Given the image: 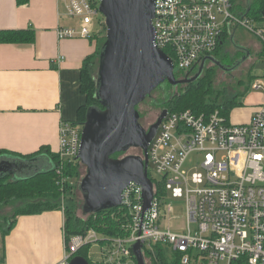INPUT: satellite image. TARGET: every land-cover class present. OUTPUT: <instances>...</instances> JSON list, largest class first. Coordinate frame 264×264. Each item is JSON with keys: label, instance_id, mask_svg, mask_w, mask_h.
I'll return each mask as SVG.
<instances>
[{"label": "built area", "instance_id": "1", "mask_svg": "<svg viewBox=\"0 0 264 264\" xmlns=\"http://www.w3.org/2000/svg\"><path fill=\"white\" fill-rule=\"evenodd\" d=\"M153 1L155 43L170 52L175 73H195L237 25L264 45V26L235 14L233 0ZM59 3L62 14L76 20L58 28L59 39L89 38L96 22L104 21L99 0ZM252 90L264 92V69L252 81ZM82 129L74 121L61 123L58 174L65 164L80 160ZM148 175L153 199L146 210L142 185L132 182L123 190L118 207L123 211V235L107 236L91 228L65 241V255L56 264H68L85 245H90L93 264H135L137 242L150 258L157 256V245L170 246L183 264H264V102L242 124L219 110L168 111L149 145ZM67 179L61 177V187ZM169 195L185 198L180 227L171 225L174 207L167 202ZM93 245L100 247L96 261ZM0 264H5L1 258Z\"/></svg>", "mask_w": 264, "mask_h": 264}, {"label": "crops", "instance_id": "2", "mask_svg": "<svg viewBox=\"0 0 264 264\" xmlns=\"http://www.w3.org/2000/svg\"><path fill=\"white\" fill-rule=\"evenodd\" d=\"M62 11L59 0H0V30L32 29L36 36L32 43L0 42V150L38 156L40 171L55 166L47 150L58 154L61 123L75 121L86 102L81 68L96 47L90 37L58 38L60 26L76 24ZM262 102L233 123H248ZM64 221L62 210L18 215L0 257L5 264H56L65 255Z\"/></svg>", "mask_w": 264, "mask_h": 264}, {"label": "water", "instance_id": "3", "mask_svg": "<svg viewBox=\"0 0 264 264\" xmlns=\"http://www.w3.org/2000/svg\"><path fill=\"white\" fill-rule=\"evenodd\" d=\"M106 25V40L99 56L97 96L102 106L89 108L83 123L79 159L86 167L79 189L84 214L117 208L123 190L132 182L142 185L144 209L153 199V182L148 175L149 145L168 113L163 109L158 120L146 129L140 122L138 105L152 96L165 81L173 85L196 80L208 60L226 71L234 70L250 55L227 67L214 56L203 58L192 76L177 79L168 54L155 43L153 0H99ZM141 148L142 154L126 153ZM0 154V179L20 180L48 170H37V158ZM56 168V163L53 168ZM137 264H146L142 245H134ZM68 264H90L75 255Z\"/></svg>", "mask_w": 264, "mask_h": 264}, {"label": "trees", "instance_id": "4", "mask_svg": "<svg viewBox=\"0 0 264 264\" xmlns=\"http://www.w3.org/2000/svg\"><path fill=\"white\" fill-rule=\"evenodd\" d=\"M19 1L25 2L26 0ZM237 14L240 17L249 18L255 23L264 26V0H249L244 9H241ZM105 30V21H101L98 31H95L90 37L93 41H95L96 47L94 52L84 59L81 68L80 88L82 93H84L86 96V102L78 109L77 119L74 121L77 124L83 125L90 107L102 106L97 96V77H94V72L97 68L96 64H98L99 67L98 60L100 52L106 40L105 34H103ZM35 37V32L32 29L0 30V42L32 43L35 41ZM226 41L227 36L224 35L222 44L216 48L213 54L218 53L220 55V50L226 44ZM239 50L245 52L243 49ZM164 51L170 55L168 50ZM260 55L264 56V48ZM223 56L224 58H228L231 62H233L235 59L234 56L229 57L231 55L228 54L227 49L220 57ZM215 57L217 58L218 56ZM235 64L236 63H232L230 66H234ZM91 70L94 71L93 74ZM212 71V68L205 67L201 75L194 81H189L178 85H173L169 81H165L160 84L157 88L161 87L162 85H166L167 88L170 89L185 88L184 90L179 91V94L175 91L168 93L167 99L163 102V108H166L170 112L190 109L196 114H209L215 110H219L222 115L226 116L227 119H230L231 110L243 104L242 98H244V96L250 91L251 83L258 74H252L248 76V81L246 82L247 84L242 91L235 95H228L225 91L223 92L220 89H215L213 86L214 74ZM195 73H192V75ZM175 75L177 79L186 77V73L182 71L176 72ZM240 83H243L242 79L240 80ZM171 103H173L172 106L170 105ZM47 152L55 160L56 166H58L60 164L58 154H51L49 150H47ZM4 153L7 152L0 150V154ZM121 154H123V152L116 153L113 156L119 157ZM30 157L32 156H29L28 158ZM81 165L83 166L81 160L73 163H67L63 167L61 175L58 174L56 172V168H54L25 179L12 180L8 177L0 179V203H4L12 199H21L23 204L16 211L15 217L20 214H36L48 210H61V199L63 196H61L62 192L60 191L61 186L59 181L62 176L68 178L63 186L66 187L67 192L70 193L76 185V183H72L70 179H78V177H81L82 174L79 173V167L81 169ZM79 186L80 183L78 188ZM66 201L69 203V201L71 202V199H66ZM75 209L76 205L74 202H71L70 206L65 207L64 237L66 242H68L70 238L75 235L85 234L91 228L107 236H120L124 234V231L120 226L123 221V211L120 210V208L117 207L101 212H90L87 214H84L82 210L84 217L75 215ZM15 223L16 218L9 227L8 231L5 233L4 237L14 227ZM89 249L90 245H85L80 248L74 254V256H83L88 259L90 264H93L88 257ZM156 249L158 260H151L148 257L147 252L143 251L146 264H183L181 262V255L179 252L173 250L171 258H167L165 251L163 250V245H157ZM135 264H137L136 258Z\"/></svg>", "mask_w": 264, "mask_h": 264}, {"label": "rangeland", "instance_id": "5", "mask_svg": "<svg viewBox=\"0 0 264 264\" xmlns=\"http://www.w3.org/2000/svg\"><path fill=\"white\" fill-rule=\"evenodd\" d=\"M248 1L249 0H235L233 6V12L235 14L239 13L241 9H244ZM102 15L103 14H100L99 17H102ZM100 22H96V27L98 29ZM103 34H105V38H106V30L105 32H103ZM263 48H264L263 43L250 30H248L247 28L241 25H237L235 28H233L228 35L226 44L220 50V55L218 53L217 54L215 53L213 55L218 56L217 58L227 67L232 65V63H237L238 61H240L243 58V56L247 54V52H249L250 55L237 68L231 71H226L225 69L221 68L219 65L214 64L213 62L208 60L206 64V68L210 67L213 69L212 71L214 74L213 86L215 87V89H220L223 92L225 91L228 95H233V94L235 95L240 91H242L245 85L247 84L246 82L248 81V76L252 74H256L257 72H262L264 69V56L260 55V53L263 51ZM226 49L228 50V54L231 55L229 57L232 56L235 57L233 62L229 61L228 58H224V56L220 57L224 54ZM239 49H243L245 50V52ZM96 66L98 68V64H96ZM97 68L95 69V72L92 71L93 69L91 70L92 74L94 72V77H97L98 74ZM241 79L243 83H240ZM184 89L185 88L170 89L167 88L166 85H162L161 87L153 91L151 97L149 96L145 101L139 104L138 110L141 114V123L144 125V127L148 129L150 125L157 120L158 116L164 109L163 102L167 99L168 93L175 91L179 94V91H182ZM262 100H264V92L261 90H252L249 93V96H244V98H242V102H243L242 105L235 107L231 110V114H230L231 122H234L236 114L241 113L243 115H246L248 112H250L251 108L253 107L252 105L259 103ZM160 104L162 106H160ZM172 104L173 103H171L170 105L172 106ZM142 152L143 151L141 148H132L130 151L121 154L119 157L121 158L128 154L141 155ZM149 169L151 174L153 175L154 171L152 166H150ZM85 172H86V167L83 164V166L81 165V169L79 167V173L82 174L81 177L80 178L78 177V179L77 178L70 179L72 183L73 182L74 184L76 183L75 187L72 189L70 193L67 192L66 187H60V191L62 192L61 196H63L61 199V203H62L61 210L63 212L65 211L66 206H70L71 202H74V204L76 205L74 214L80 217H84L82 214V205L84 199L80 189L78 188V185L81 182V179L84 176ZM66 199H71V202L69 201L68 203ZM22 202L23 201H21V199H12L10 201L0 203V249L2 248L4 235L8 231L12 223L14 222V219L16 218L15 217L16 211L21 207V205L23 204ZM167 202H171L174 207V211L172 213V217L174 218V220L171 222L172 227L173 228L180 227L184 221V216L186 211L185 198L173 197L172 195H169L167 198ZM164 224L168 225V221L167 220L164 221ZM100 236L103 237L102 235ZM163 250L165 251L166 257L171 258L173 254V249L170 246L165 245L163 246ZM90 251L92 253V259L95 261L98 260L100 247L97 245H93ZM150 259L158 260V257L157 256L155 258L151 257Z\"/></svg>", "mask_w": 264, "mask_h": 264}, {"label": "flooded vegetation", "instance_id": "6", "mask_svg": "<svg viewBox=\"0 0 264 264\" xmlns=\"http://www.w3.org/2000/svg\"><path fill=\"white\" fill-rule=\"evenodd\" d=\"M243 57H244V56H243ZM214 64H215V63H214ZM229 67H230V66H229ZM227 71H229V70H227ZM160 106H162V105L160 104ZM137 108H138V107H137ZM138 111H139V110H138ZM162 111H163V110H162ZM139 113H140V112H139ZM161 113H162V112H161ZM161 113H160V115H161ZM160 115L158 116V118L160 117ZM158 118H157V120H158ZM157 120H156V121H157ZM156 121H155V122H156ZM140 122H141V114H140ZM155 122H154V123H155ZM154 123H153V124H154ZM141 124H142V123H141ZM142 125H143V124H142ZM151 125H152V124H151ZM151 125H150V127H151ZM143 126H144V125H143ZM150 127H149V128H150ZM145 128H146V127H145ZM149 128H148V129H149ZM146 129H147V128H146ZM131 149H132V148H131ZM131 149H130V150H131ZM130 150H129V151H130Z\"/></svg>", "mask_w": 264, "mask_h": 264}]
</instances>
